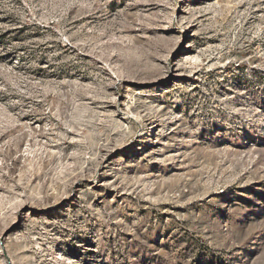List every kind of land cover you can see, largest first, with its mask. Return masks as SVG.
I'll return each instance as SVG.
<instances>
[{"label":"rangeland","instance_id":"1","mask_svg":"<svg viewBox=\"0 0 264 264\" xmlns=\"http://www.w3.org/2000/svg\"><path fill=\"white\" fill-rule=\"evenodd\" d=\"M0 264H264V0H0Z\"/></svg>","mask_w":264,"mask_h":264},{"label":"bare ground","instance_id":"2","mask_svg":"<svg viewBox=\"0 0 264 264\" xmlns=\"http://www.w3.org/2000/svg\"><path fill=\"white\" fill-rule=\"evenodd\" d=\"M184 56H185V58H188L189 57V55H187V54H184Z\"/></svg>","mask_w":264,"mask_h":264}]
</instances>
